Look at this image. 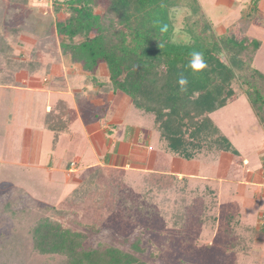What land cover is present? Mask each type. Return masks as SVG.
Wrapping results in <instances>:
<instances>
[{
  "label": "rangeland",
  "instance_id": "1",
  "mask_svg": "<svg viewBox=\"0 0 264 264\" xmlns=\"http://www.w3.org/2000/svg\"><path fill=\"white\" fill-rule=\"evenodd\" d=\"M196 1L199 13L202 15L203 10L210 20L212 7L218 13L216 20H220V25H213L216 35L226 28L234 32L231 26L236 25L250 3V0H227L229 10L225 14L224 8L218 6L217 9L215 1L218 0ZM53 2L0 0L5 27L27 28L18 36L4 33L12 54L20 60L38 57L42 64L40 74L32 76L25 71L16 74L15 82L22 87L53 84L48 80L51 72H58L62 66L71 68L72 72L78 68L57 54L54 24L64 16L54 14ZM185 4L188 3L178 9L180 19L172 18V21L177 29L176 37L187 42L189 35L184 31L190 28L192 35H199L203 21L200 15L190 14ZM222 13L225 15L218 18ZM253 13L255 21L248 34L260 42L261 48L255 55L253 67L264 73V1L262 10ZM204 32L210 38L211 34ZM39 43L49 47L50 52H43ZM104 70L100 65L90 80L95 84L107 81ZM79 80L71 76V87L80 88L82 81ZM58 85L65 86V83L59 81ZM232 85L238 98L210 117L231 141L237 154L201 152L187 161L160 150L162 143L158 145L159 136L154 133L152 142L150 139L147 144L142 140L141 147L151 146L152 150L160 152L161 164L172 168L175 162L180 170L196 175L186 179L184 189L180 182L172 190L149 198L144 197L148 186L142 181L147 173L105 166L104 154L85 136L81 122L74 118L69 124L71 135L60 134V142L53 150L54 133L46 129L43 118L46 105L55 103L52 96L0 87V237L17 233L24 238L28 248L24 264H53L57 257L32 252L29 245V228L39 217L48 216L78 232H84L86 225H95L97 231L88 233L89 247L114 246L133 252L131 244L138 240L142 251L136 255L149 264H264V231L260 226L264 215V179L256 165L259 155L264 154V129L244 96L239 80ZM88 89L87 92L80 90L82 93L72 100L68 96L60 97L71 110L75 104L83 107L80 110L84 111L81 115L84 121L94 120L95 116L103 118L122 102L132 117L126 120L125 128H137L133 118L138 117L153 126L152 118L142 116L125 95L118 93L111 99L102 89L96 93L92 86ZM95 173L97 177L91 191L82 200L74 201L73 190L81 188L86 178ZM181 198L185 200V221L175 225L173 216ZM200 219L204 221L202 224ZM232 230L235 234L231 237ZM239 240L244 241L242 252L230 246Z\"/></svg>",
  "mask_w": 264,
  "mask_h": 264
},
{
  "label": "trees",
  "instance_id": "2",
  "mask_svg": "<svg viewBox=\"0 0 264 264\" xmlns=\"http://www.w3.org/2000/svg\"><path fill=\"white\" fill-rule=\"evenodd\" d=\"M258 2L250 1L249 9L242 11L236 25L231 26L234 32L226 30L216 35L206 16L199 13L196 0H54V14L64 16L54 24V35L58 39L56 51L73 66H78L92 83L90 76L97 74L102 65L107 81L93 85H99L97 89L106 93L125 95L135 110L150 116L167 153L187 161L201 152L236 155L231 141L210 115L238 98L232 84L239 80L244 96L264 129V73L253 67L260 42L247 35L248 27L255 21L253 11H257ZM184 3H188L185 5L190 14L200 15L203 21L199 35H192L190 28L184 31L189 35L187 42L174 40L177 29L169 18V10H178ZM3 13L4 8L0 6V87L21 88L15 82L16 74L20 71L32 76L40 74L42 64L38 57L20 60L12 54L4 33L18 36L27 28L5 27ZM158 22L169 25L166 34L160 33ZM205 30L211 34V39ZM159 42L163 48L158 46ZM39 45L43 52H50L49 47ZM193 51L202 52L208 65L201 73H193L188 68ZM181 74L189 79L184 92L177 84ZM68 124L67 106L60 100L44 117L46 129L54 133L53 148L59 135L67 131ZM96 177V173L89 175L81 188L73 190L74 201L82 200L91 191ZM142 181L148 186L144 193L148 198L172 190L180 182L182 189L186 185V179L167 172H148ZM184 205L185 200L181 198L173 216L175 225L185 221ZM52 208L47 209L52 211ZM84 228V232L73 231L48 216L39 217L29 228L31 251L57 257L53 264H149L136 255L142 251L138 240L131 244L133 252L114 246L89 247L88 233L97 230L95 225ZM232 234H235L233 230L231 237ZM237 242L230 246L242 252L244 241ZM27 249L21 235L1 236L0 264H24Z\"/></svg>",
  "mask_w": 264,
  "mask_h": 264
},
{
  "label": "crops",
  "instance_id": "3",
  "mask_svg": "<svg viewBox=\"0 0 264 264\" xmlns=\"http://www.w3.org/2000/svg\"><path fill=\"white\" fill-rule=\"evenodd\" d=\"M58 1H63V0H58ZM263 1L264 0H259L258 6H257V12L262 10ZM202 3L204 2L202 1ZM215 4L217 6V9H219V7L224 8L225 14L228 12L229 9L227 8L228 7L227 0H224V1L218 0V1H215ZM209 13H210V16L212 17V20H210L211 18L209 19L202 10V14L206 16V18L209 20L214 30V26L218 24L220 25V20L219 22H217L216 20L218 13L217 14L215 13L214 7L211 8V11ZM225 14L222 13L221 16L218 18L221 19ZM253 23L254 22H252L247 29V35L251 38L252 36L248 34V31L253 25ZM226 29L222 31L219 30L218 35L225 33ZM71 76H77L82 81L80 82L79 80L80 82V88H78L79 90L71 87V84L69 83V78ZM48 80H49V83L53 82V84L43 85V84L37 83L35 85L33 83L34 86L32 87H21L22 88L21 90L27 89L31 92H37L43 95L46 94L48 98L52 96V98L55 99L54 104L49 103L48 105H46L45 110L43 112V118L45 117L49 109H51L53 105H55L58 101L61 100L65 102L67 106L66 100L65 99L62 100L60 97L68 96L72 100L74 99L75 96L77 97L80 93H82V91L80 90H84L87 92L89 90L88 89L89 86H92L94 93L98 92V89L96 88V86H94L93 83L89 81L88 75L80 72L78 69L72 72L71 68H66L65 66H62L58 70V72H51L48 76ZM59 81H63L65 83V86H59L58 85ZM6 88L17 89L18 87H6ZM53 95H57V97ZM106 95L108 97H111V99L112 97L115 98V96H117V94H113L110 92L106 93ZM89 99H92V98L88 97V100ZM113 101H116V99ZM80 109H84V108L83 107L78 108L75 104L72 106V110H71L70 107L67 106V116L69 119V124L71 123L73 118L81 122V129H83V131L85 132L84 133L85 136L94 144L97 150L102 151V153L104 154V159L107 161V164L105 163V166L109 165L110 167H115V168L121 167L124 169H133V170L143 172V173L144 172L145 173L167 172L169 174L175 175L178 179H182V178L187 179V178L194 177L196 175L195 173H189L187 171L184 172L180 170L179 166L175 165L176 164L175 162L173 163L172 168H169L167 165L165 166L161 164V162H159L158 160V154L160 152L159 153L157 151L155 152L154 150L151 149V146H148V149L141 147L142 140L143 142H146L147 144L149 143L150 139H151L150 142H152L154 133H157V132L154 130L152 125L146 124V121L143 119V117H138L140 121L137 120L138 118L137 119L133 118L136 121L134 123L136 124L137 128L134 129L133 127H129V126L125 128L124 124L126 123V120L131 115H130L129 109H127L126 106H122V102L114 106V108L110 109L107 115H104L103 118H99L98 116H95V119L91 121H84V117H81V115H84V111ZM141 115L143 116L142 113ZM69 124H68L67 131L64 134L67 133V135L68 134L71 135L70 134L71 129L69 127ZM60 139H61V135L58 138V142H60ZM158 141H159V144H158L159 146L162 143V148L159 147V149L163 150V152H166L164 149V144L160 140V138ZM56 147L55 148L52 147L53 150H55ZM260 156L261 154L259 155L257 159L258 164H256L258 167L257 168L258 172L259 171L261 172ZM139 159L143 161L139 162ZM77 161H79V157L77 158ZM244 163L246 165L249 164L248 161H244ZM99 165H102V163H99Z\"/></svg>",
  "mask_w": 264,
  "mask_h": 264
},
{
  "label": "clouds",
  "instance_id": "4",
  "mask_svg": "<svg viewBox=\"0 0 264 264\" xmlns=\"http://www.w3.org/2000/svg\"><path fill=\"white\" fill-rule=\"evenodd\" d=\"M169 18H175L177 20L180 19V13L177 9L173 8L169 10ZM157 26L159 27L160 33L166 34L169 30L168 24H161L157 23ZM160 48H163V44L159 42L158 45ZM207 63L205 61L204 55L202 52L199 51H193L190 54V60L188 63V68L191 69L193 73H201L207 68ZM177 84L179 85L180 91L184 92L187 91L188 85H189V79L187 76L181 74L177 78Z\"/></svg>",
  "mask_w": 264,
  "mask_h": 264
},
{
  "label": "built area",
  "instance_id": "5",
  "mask_svg": "<svg viewBox=\"0 0 264 264\" xmlns=\"http://www.w3.org/2000/svg\"><path fill=\"white\" fill-rule=\"evenodd\" d=\"M261 156L262 157L260 158V169H261V173H262V176H263V179H264V154H262ZM71 173H73V172H71ZM261 227L264 229V215L262 216V224H261Z\"/></svg>",
  "mask_w": 264,
  "mask_h": 264
},
{
  "label": "water",
  "instance_id": "6",
  "mask_svg": "<svg viewBox=\"0 0 264 264\" xmlns=\"http://www.w3.org/2000/svg\"><path fill=\"white\" fill-rule=\"evenodd\" d=\"M177 38V37H176ZM177 40H179L178 38H177Z\"/></svg>",
  "mask_w": 264,
  "mask_h": 264
}]
</instances>
